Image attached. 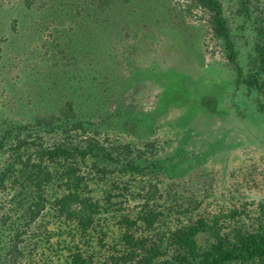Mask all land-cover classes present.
I'll return each instance as SVG.
<instances>
[{
	"label": "rangeland",
	"instance_id": "1",
	"mask_svg": "<svg viewBox=\"0 0 264 264\" xmlns=\"http://www.w3.org/2000/svg\"><path fill=\"white\" fill-rule=\"evenodd\" d=\"M245 1L220 0L243 68L253 39ZM207 19L182 0H130L105 10L92 0H38L32 7L0 0V133L35 125L38 115L72 101L82 119L112 139L162 145L160 187L173 211L161 229L234 209L240 217L224 226L264 224L259 96L237 83ZM6 160L0 154V166ZM90 188L99 197L110 192L109 185ZM135 203L104 207L87 245L101 254L120 247L122 218L135 216ZM207 239L200 234L198 243ZM76 244L73 224L47 211L29 230L24 264H64Z\"/></svg>",
	"mask_w": 264,
	"mask_h": 264
},
{
	"label": "trees",
	"instance_id": "2",
	"mask_svg": "<svg viewBox=\"0 0 264 264\" xmlns=\"http://www.w3.org/2000/svg\"><path fill=\"white\" fill-rule=\"evenodd\" d=\"M36 1L25 0V5L32 7ZM129 1L92 0V6L105 10ZM182 1L207 14L212 33L222 40L225 56L234 65L237 83L256 91L264 118V0L243 4V16L253 23L245 68L237 62L220 0ZM162 150L156 139L134 145L110 138L82 119L72 101L38 115L35 125L4 130L0 154L7 160L0 166V194L5 196L0 226L5 236L0 241V264H24L29 230L47 211L73 224L80 237L81 244L69 249L64 264H264V224L252 229L224 226V220L240 217L235 209L161 229L164 215L173 211L164 206L160 187ZM91 185H109L110 192L99 197ZM115 198L120 199L114 202ZM131 200L137 210L133 218H122L120 247L101 254L87 245L104 207ZM200 234L208 238L205 245L198 243Z\"/></svg>",
	"mask_w": 264,
	"mask_h": 264
}]
</instances>
